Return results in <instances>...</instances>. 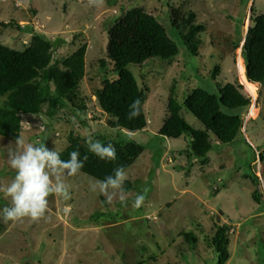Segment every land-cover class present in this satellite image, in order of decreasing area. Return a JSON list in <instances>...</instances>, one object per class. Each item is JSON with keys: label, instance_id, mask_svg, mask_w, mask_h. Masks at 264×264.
<instances>
[{"label": "rangeland", "instance_id": "rangeland-1", "mask_svg": "<svg viewBox=\"0 0 264 264\" xmlns=\"http://www.w3.org/2000/svg\"><path fill=\"white\" fill-rule=\"evenodd\" d=\"M131 10L153 16L179 51L170 60L153 58L141 68L129 66L146 92L147 126L136 133L109 129V118L95 97L104 79H117L106 56L108 31ZM262 13L264 0H105L99 8L88 0H0L3 45L21 51L34 34L42 35L56 43V60L86 46L84 75L78 82L82 109L71 106L54 121L23 115L20 136L50 148L55 141L58 151L70 134L92 137L97 132L144 147L126 170L133 189L123 202L115 198L109 204L99 190H91L97 180L80 172L66 180L70 199L49 197L46 218L5 223L2 209L10 200L0 193V264H217L211 240L220 226L228 239L224 264H264V204L252 197L257 191L264 202V84L246 80L241 48L248 27ZM191 15L194 24L204 26L195 56L180 37ZM9 22L11 26L1 25ZM227 83L251 100L247 110H226L243 119L233 143L221 144L209 134L211 150L203 163L190 154V135H159L169 96L180 105L179 114L188 126L204 131L185 100L195 88L217 93ZM15 146L0 137L4 184L15 176L8 163V152ZM137 195L144 201L134 207ZM186 233L196 237L194 246L182 236Z\"/></svg>", "mask_w": 264, "mask_h": 264}, {"label": "trees", "instance_id": "trees-1", "mask_svg": "<svg viewBox=\"0 0 264 264\" xmlns=\"http://www.w3.org/2000/svg\"><path fill=\"white\" fill-rule=\"evenodd\" d=\"M193 19L194 16L191 15L188 30L180 37L188 53L195 56L199 47L198 34L204 31V26L194 24L191 21ZM10 23L1 25L7 27L12 25ZM180 24H176V28ZM55 47V42L38 34H34L30 43L21 51L0 42V137L15 143L21 133L23 115H43L54 121L60 111L68 110L71 106L82 109L78 82L84 75L86 46H80L71 55L59 60L53 57ZM241 48L246 80L254 85H263L264 13L253 19ZM178 52L163 25L153 16L140 10H131L116 20L108 31L106 56L113 64L112 72L117 75V79H104L102 87L95 94L99 108L109 118V129L136 133L147 126L143 111L146 92L138 87L136 79L128 70L129 66L141 68L147 60L153 58L170 60ZM100 63L105 66V61L101 60ZM137 98L141 101V115L128 120L129 105ZM184 104L205 130H192L180 116L181 107L176 99L169 96L165 107L166 116L158 133L171 139L190 135V154L205 163L206 155L211 150L209 134L214 135L221 144L233 143L241 134V115L227 113L226 110H247L251 100L236 85L227 83L219 86L217 93L195 88ZM86 138L70 134L67 145L59 152L64 160L69 159V154L73 151H78L81 159L88 155L89 159L80 172L95 180H104L114 175V170L121 166L127 170L144 151L142 145L128 138H114L97 132L92 136L94 140L104 144L111 142L116 148V160L106 162L88 151ZM124 189L127 193L133 186L126 181ZM252 197L256 203L264 204L257 191L253 192ZM226 232V228L220 226L211 240L217 264H224L228 258ZM182 236L186 242L195 245L194 235L186 233Z\"/></svg>", "mask_w": 264, "mask_h": 264}, {"label": "clouds", "instance_id": "clouds-1", "mask_svg": "<svg viewBox=\"0 0 264 264\" xmlns=\"http://www.w3.org/2000/svg\"><path fill=\"white\" fill-rule=\"evenodd\" d=\"M104 2L105 0H88L90 6L97 8L102 7ZM141 111V101L137 98L129 105L127 119L138 118ZM15 145L8 152V163L15 171V176L7 184L0 182V193L10 200V206L2 209V218L5 223L24 219L35 222L46 218L50 196L64 200L71 198L70 185L66 180L77 176L89 157L84 155L81 159V154L73 151L69 154V159L64 160L55 147V141L50 148L43 143L36 145L26 142L23 136H19ZM86 145L88 151L101 160L113 162L117 158L116 148L111 142L104 144L89 136L86 138ZM126 180V170L121 166L114 170V175L93 182L90 188L93 192L99 190L109 204L115 198L123 202ZM143 201L144 196L137 195L133 206L139 207Z\"/></svg>", "mask_w": 264, "mask_h": 264}, {"label": "water", "instance_id": "water-1", "mask_svg": "<svg viewBox=\"0 0 264 264\" xmlns=\"http://www.w3.org/2000/svg\"><path fill=\"white\" fill-rule=\"evenodd\" d=\"M218 219V218H217Z\"/></svg>", "mask_w": 264, "mask_h": 264}]
</instances>
